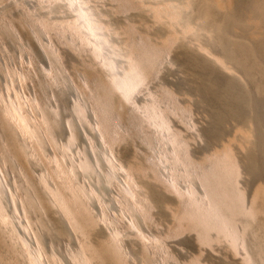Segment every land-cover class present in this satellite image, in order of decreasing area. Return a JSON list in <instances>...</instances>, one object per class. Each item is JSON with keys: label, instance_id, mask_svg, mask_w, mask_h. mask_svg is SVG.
<instances>
[{"label": "rangeland", "instance_id": "rangeland-1", "mask_svg": "<svg viewBox=\"0 0 264 264\" xmlns=\"http://www.w3.org/2000/svg\"><path fill=\"white\" fill-rule=\"evenodd\" d=\"M180 1H185V0H174V1L173 0H157V1L156 0H152V1L151 0L149 1L148 0H76L75 3H69V0H46V1L45 0H0V94L6 97V100L3 99L6 102V104H3L4 103L2 101L3 97H0V131L4 130V134H7V132L12 134V136L5 135V138H2V136L4 135L0 136V177H1L0 180L2 181V183L0 181V186L2 190L1 202H3L1 203V207L2 205L4 206L3 209L7 212V214L10 217L12 215L14 216V213L12 214V212H15V214H17L16 216H14L15 217L14 220L16 219L15 222L17 221L16 223H14L15 225L17 224L16 225L17 228L15 227L17 229V232H15L16 229L14 228L13 224L12 225L10 224V221L13 220L9 221L3 219L4 220L3 221L1 218V221L4 223L9 221V223L8 222L7 223L9 224V226L11 225L14 229L12 230V227H10L11 229L8 228L6 226L8 224L6 223L5 226L8 228L7 230L5 226L1 225L2 222H0V264H28L31 261L26 256L29 255V252L30 250L32 251V248L33 251L39 249L38 247H35L37 245L40 246V248L43 247V249L45 250L44 253L46 252L47 254L50 253L48 249H51L52 252L54 253L56 247L59 250L57 251L59 253L60 252L62 253V254L55 253V255L57 254L56 256L59 257L58 260L59 259L62 260V258L69 260L70 251L72 253L74 252L72 251L73 249L75 248L77 249V247H75V245L78 246L79 244L77 242V238L80 236V238L78 239L82 240L81 235H77V233L79 234L81 233L80 232L76 233L75 230H70L75 235H71L70 237H68V235L63 236L64 233L69 234L70 231L63 232L64 231L63 230L62 232H60L61 231L60 229L62 227V223L60 222L62 217L60 215L62 214L59 213L60 208H58V206L55 203L53 205L54 206L56 205L55 208L57 207V209H55L54 206L53 207L50 206L52 205L51 202H53L52 197H51L52 199L50 198L49 200L51 202H49L48 200H47L48 202L45 201L47 199L45 194H47L48 192L47 190H49L48 189L49 187L53 186L52 188L54 189V187L56 188L55 185L59 184L60 186L62 180L68 181L70 179V176H73V175L69 176V173L66 171L67 168H68L67 170H69L70 168H74V169L76 168V170H74V173L77 174H74L73 178L71 177L74 180L73 181L74 184L71 182L72 179L69 180L70 182H67V184L71 183L70 189H68L69 187L66 186L65 182H62L63 186H61L62 188L61 187L60 188L61 190L64 189V191L62 192H65L64 194L66 196L68 191L72 192L73 187L75 190V186L80 182L81 183L79 187H82L84 185L83 190L85 191L86 189L89 192V194L91 193L90 191H92V189L95 190L94 191L95 193L97 191L96 195L94 192H92L93 194L91 193L93 195V196L91 195V198L90 195L89 197L85 195V198L87 197L88 200L83 198L85 199V201L83 200L84 207L82 208H79L81 207L79 206L80 204H78V202L75 201L76 199H74L75 198L74 194H72L74 191L72 193L70 192L71 195H69L70 193H68L70 198L69 196L67 197L69 200L74 199L73 201L77 204L76 205L75 203H73L76 206L72 205L74 211L79 206L78 210L80 209L81 212L79 213L76 210L79 215L75 213L78 219L81 217L83 218L84 216L82 215H85L89 210H90L89 213L91 212L90 216L94 214V216L97 217L96 221H94L92 225H90L89 227L87 225L88 230L85 226L87 232L91 231L90 233H88L90 234L89 238H87L88 235L86 233L87 236L85 237L88 240L83 238L85 245L88 244L87 247L89 248V250L92 249L91 246L92 244L93 246L97 247L98 245L100 246L101 243L102 245L107 243L109 236L112 233L111 232L109 234L108 229L111 231L110 228H112L113 230V227H115L114 230L120 229L115 231H120L123 235L122 236L120 234L118 236V241L120 242V245H122L121 247L127 249L124 250L123 248V251H125L124 253L128 254L125 255L127 256V260L125 258V260L127 261L125 262L127 264H156V263L157 264L159 263L199 264V262L200 264H244L243 263L244 252L240 250L241 253H237L231 247L229 240L226 237L225 239H223L224 236L222 235L221 236L223 238L219 236L222 238V240L218 236L216 237L217 233L215 231H211L212 234L215 236H213L210 232L212 243H210L209 245L207 244L205 245L199 242L196 231L193 226L194 221L191 219L192 218L191 215L188 214V211L192 209V207L188 203L189 200H187L186 196H184L185 197L184 198L182 194H181L182 195L181 196L182 199H181V197L178 196L179 193L177 194L172 190H176L175 188L177 182L178 184L180 183V185L183 186V188H185L184 186H186L185 190H183L181 186L177 185L178 187L177 189L181 188L180 191L182 190V192H184L188 189V186L189 188L190 186H192L193 189L195 188L194 191L195 196L197 198L200 197L202 195L201 193L203 192V188L201 186L199 179L196 176L199 174V172L202 169L211 166L212 160L215 157V155H218L222 152H228L233 157L236 163V167H238L237 170H239L238 171L239 176L237 175V183L238 186L240 185L239 188H241V190L244 191L245 198L248 197L246 198L248 199L246 200V202L249 203V201H251L250 199L253 198L252 195H254V198L256 197L255 192L256 194H258L259 187L261 193L259 192L257 197L264 201V198H261V196L262 197L264 196V149H263L264 148V127H263L264 126V82H263L264 81V62H263L264 61V25H263L264 0H253V1L252 0L250 1L249 0H240V1L239 0H214V1L186 0L190 3L188 11L192 16L191 19L193 17H195L194 18L195 20L196 18L200 19V23L198 19L196 20L197 21L196 23H198L197 25H200L201 21L206 16H208V18L204 19L206 20L205 22L207 23L204 24V27L207 26L206 29L210 31L211 30L210 26L211 28L213 26L212 29L215 28L217 29V31H215V34L218 33L217 36L220 35L215 38L214 32L212 33L208 32V35H210V37L208 35H205L206 37L205 38L203 35L201 38L204 37V40L206 41L201 43L200 41L202 39H200V35H202L203 33L207 34L202 29L203 25L202 26L200 25L201 29L199 31L201 32L198 33V36L192 35L188 32L185 33V31L183 32L184 29L181 24L176 23L171 17L166 15L161 10L162 6L166 5V2L168 4L171 2L179 3ZM77 5L84 9L89 8L86 11L87 12L90 11L91 13L90 12L89 13L91 14L92 18H94L96 21L94 24V26H96V29L93 31L100 36H94L91 30L85 25V23H82V19L77 16V11L75 9ZM206 5H208V7ZM259 6L260 8H258ZM193 9L195 10V12ZM234 10L235 12H232ZM192 12H194L193 13L194 15L192 14ZM230 13L232 14L235 13L237 16L235 14L231 15ZM209 14L210 15L212 14L211 15L213 16L212 19H210ZM195 15L196 16L199 15V17H196ZM201 16L202 17L205 16V17H203L202 19ZM41 17H43V19L45 18L44 20H46L47 18L49 23L48 21L45 23L42 22ZM37 19L40 20L42 24L44 23L43 27H41L42 24L40 23H39L40 25L38 24ZM194 19L192 20L194 21ZM99 21L101 22L99 23ZM64 22L67 23L64 24V26L65 25L66 26L63 28ZM50 23L57 27L53 26V29H50L49 28L51 27V25L49 26ZM209 24L210 26H208ZM69 25H71L70 26L71 28H67V26L69 27ZM178 25L180 26L179 28ZM59 26L60 29L58 28ZM181 27L183 29L182 31H181ZM98 28L101 30H99ZM177 28L179 31L178 34L175 33L177 31V30L175 31V29ZM33 29L34 30L37 29L35 31L37 33H35ZM62 29L66 31L64 32ZM38 30L40 33L38 32ZM77 30L80 32V34ZM33 32L35 34H38L39 37H37L38 35L33 36L32 35ZM231 34L234 35L232 36ZM79 35L81 36L80 38ZM195 36L199 37V41ZM34 37H37L36 40L34 39ZM104 37H106V39H103ZM195 38L196 40H194ZM207 38L209 39L207 40ZM234 38L236 40H234ZM209 40L212 41V42L210 41L212 43V46L210 43L212 49L210 47L209 48L206 47L209 46V44H207L209 43ZM215 41L217 44L213 43ZM203 43H206V45L205 47L201 48L202 49L201 50L199 48L200 47L199 45L201 44L202 46H204ZM142 45L154 49H162L164 51L161 53L158 59L159 61L158 60L156 61L158 65L157 63H154L151 69L154 70L153 72L150 71L149 73V74L151 73L153 74H151V76L148 74L146 80L140 83L141 85H137V87L132 92H130L129 96L127 97L125 96V94H123V92H121V90H119V88L115 86L116 80L113 79L125 71L126 65L128 66L129 64L128 63L129 59L131 58L134 59L141 55ZM209 51H211V53L213 52L217 53L215 54L216 56L219 54L218 58L220 57L222 58L223 54L224 57L227 56L225 57L226 59L225 58L222 59H225V63L227 62V64L229 63V65L227 66V64H225L226 66H223L220 65L218 62H216V65L215 63L213 64L212 62L213 61L215 62V59L212 60L213 58L211 57H213L212 55H214V53L211 54ZM129 53L131 54V56L125 58L126 56L129 55ZM107 62H110L111 66L108 65ZM228 68H230L229 72L223 71V69L226 70ZM9 69L13 74L12 77L11 75L8 74L10 73ZM6 70H8V73ZM4 71L6 73H4ZM232 77L233 79H231ZM229 89L232 92H230ZM15 91L18 92L19 94L16 97H14L16 94ZM233 91L235 94L233 93ZM237 91H239L242 94V98L238 103H237V95H239V93ZM9 96L13 98H9ZM17 97L21 98L20 99L22 100L21 103L23 102V100L24 102L22 104L19 103L20 101H18V103H16L17 101L14 102V100H19L16 99ZM104 99H107L108 103L110 104L109 110H111V113H109V117L111 116L112 119L115 118V125H113L114 124L113 120L108 117V119L109 120L111 119L112 121L110 123H113L112 125L114 126V128L111 129L113 131L115 130L114 134H110V132H112L111 129H109L110 132H107L109 133V135L112 136L114 135L113 139L115 138V142L113 140L112 141L113 143H110L112 139L109 141V138L111 136L105 134L106 132L105 133L103 132L104 136L102 134V136L100 137L101 131H104L102 129L100 131V128L104 125V123L106 124V121H109L108 119L105 120L104 116H103L104 118L102 117L103 119L99 117V115L102 116L101 115L102 112L100 113L101 110L100 101ZM12 100L15 103L14 104L15 106L11 103ZM32 100L33 103H31ZM147 101L149 102L148 104L152 103V101H156L157 105H155V103L151 105L153 106L155 105L154 107L157 106L159 107L157 108L160 111L159 113H161L164 116V119L167 122V123L165 122L166 124L164 123L165 126H161L160 122L158 123V118L156 120L154 118L149 117L145 107V104L148 106ZM7 102H10L8 104L10 105L12 104V106L16 108L18 106L19 107L24 106L21 108H24V110L26 108V110L24 112L23 110H21L22 113H20L21 111H19L18 109L21 108H17V109L15 108L14 110H18L17 111L18 115H16L15 111L13 113V108L9 109L10 111H12L11 113H13L16 117L13 115H12L13 117L12 116L10 117L9 115L11 114H7V117L5 115L6 118H8V116L11 118V119L8 118V120H6L8 122L5 123L6 122L4 119L5 117H3L4 115L1 113L3 112L4 109L10 108L9 107L10 105L8 106ZM36 102L37 104H35ZM39 102L42 106L39 104ZM16 104H20V105L16 106ZM76 104L78 106L81 105L80 106L81 108L82 106L83 107L85 106L84 109L82 108L83 111L85 110V112L83 113V116L85 115L84 116L85 118L81 117L77 120L78 117L76 118L77 115L75 116L74 113L75 111H73V107L77 106ZM232 104L237 106L239 105L238 107H240L242 114L241 113L238 114L235 111L232 112V107H233ZM34 106L35 108L37 107V109L39 108V110L37 111V109H34L33 108ZM45 106L46 109L48 107L47 110H49L50 112L52 111L54 113L56 111L58 113L57 114L55 112L56 113L55 115H57L56 118L54 116L55 118L54 122L56 121L57 123L56 119H58L59 124L57 123V125L55 126L54 129L56 131L54 134L55 136L51 135L53 136V138L55 137V139L51 138L53 140L47 137L46 134L48 132L44 133V131L46 132L47 130H49L47 128V124L49 122L47 121L43 122V124L46 123L45 125L47 130L45 129V126L42 125L43 119L41 120V117L47 120L50 119L51 118L50 115L53 114L52 112H51L52 114H48L50 118H48V116H45L46 115L45 113H44L45 115H43L42 113L43 110L41 108L44 107L45 109ZM97 109L99 110V115ZM157 109L156 111L158 112ZM25 112L31 114L32 116L26 114ZM23 113L25 115H29L31 117L30 118L28 116L30 119H32V117L34 119L36 118L35 121L36 120L38 121V122L36 121L37 124L40 123L39 119L41 120L40 124L43 127L41 125L38 126L39 128L41 126L43 130L41 128L37 129L38 131L40 130L39 135H37L38 131L34 130L35 128L32 130L29 129L28 130L30 132L36 131L37 133L32 132V133H36V136H33L34 134H31L29 131L26 132L27 128L25 126L28 127L30 123L28 121L27 123L26 121H23L24 119L22 116ZM17 116H19V118L16 121ZM14 117L15 120L13 119ZM71 117H74L75 118L74 120L77 123L75 124L73 123L74 122L73 121L70 123L71 124L70 126H72V123L77 126L76 128L77 132L75 133L79 134V137L76 135L78 139L76 138L77 140L74 141L77 142L75 143L73 141L72 145H70L73 146L72 147L73 149L70 146L67 149L64 148L65 150L69 151V152L66 151L67 154L69 153L68 154L69 156H67L66 154H64L65 152H63L64 150L62 148L64 144H66L67 142V138H66L67 134L71 132V127L69 126V122H68V120H70ZM30 119L29 121H31ZM71 119L73 120V118ZM83 119L85 120L83 121ZM9 120H13V122H9ZM20 120H22V122ZM99 120H103V121L105 120L103 124L101 123L102 124L101 127H98L100 124V122L98 123ZM14 121L16 123L19 121V123L17 124L18 126L15 125L16 123ZM33 121L34 120L32 119V122ZM50 121H53L52 118ZM23 122H25L26 125L23 124ZM258 122L263 124L262 126L263 130L258 129L259 126H257L258 124L256 125V123ZM36 123L35 125L37 127ZM52 123H49V126H51L50 124ZM21 124L23 125V127ZM112 125H109L108 127H111ZM10 127L11 129H13V132H11L12 130H10ZM19 127L21 128V130H25V131H21V130L18 131ZM24 127L26 129H24ZM73 127L74 126H72V128ZM96 128L99 129V131ZM107 129L108 128H106V130ZM51 130L50 132L53 134L54 132ZM259 130L262 132H260ZM5 131L7 132L5 133ZM17 131L22 133L24 132L23 136L18 135ZM25 132L29 138L26 136ZM97 132H99V135ZM40 135L43 136L42 138L45 139V142L43 141L44 145L41 146L43 148L42 150L40 148V145L43 143H40L39 145L37 141H35L36 140L35 138H37V136L39 138ZM105 135L109 137L106 136V138H103L105 137ZM170 137L172 138L170 139ZM38 138L37 140L40 141V139ZM107 138H108L107 142L103 141L105 139L107 140ZM17 139H19L20 141H18ZM49 139L51 140L52 143L50 142ZM90 139L93 142H91ZM177 142L179 143L176 144ZM105 143L106 144L109 143L111 145L107 146L109 144L106 145ZM92 144H94L93 145L94 147L92 146ZM89 145L94 149L91 150ZM20 146L23 147L21 150H20L21 148ZM32 146L33 147L38 146L37 147L38 149L35 148L33 149L34 152H32L33 151L31 150L33 148ZM171 147L173 148L171 149ZM70 148L71 150H69ZM58 149L62 150L63 154L65 155L64 158H62L63 154L61 150L60 152H57L59 151ZM86 149H88L87 152H89L87 156L93 154L96 155V157H101V155L105 157L107 155L105 157L107 163L105 160L104 161L105 165L101 161H100L101 164L99 163V165H97L98 164L97 162L99 160L103 161L104 157L102 156L101 158H97V159L95 158L96 160H98L96 162L93 160L95 156L92 158L90 155L91 158L89 159L93 160L94 162V164L91 163L93 165L90 164L91 168H95V167L96 168L94 169V171L92 169H89L88 172H90V170L93 172H90L88 175H83L88 172L84 173V171L77 166H79L78 164L83 159L80 157V155H82L86 151ZM35 150H38L37 151L38 153ZM90 151H92L93 153H91ZM31 152L33 154L36 152V154L33 155ZM80 152L82 154H80ZM176 152L178 153V155H180L179 156L180 159H182V156L185 152L184 154L185 161L182 159L183 164H180L182 162L181 160L179 165L175 166L173 164L174 167H172V161H175L176 159V158L173 159L172 157L176 156L174 155ZM164 153H167L168 155L170 154V156L168 155L166 156V154L164 155ZM49 154L53 156H49ZM58 154L60 156V161L61 160L63 161L64 159V161H66L68 164L70 162H72V164H69L70 166L63 165L62 169H60L61 167L60 168L56 167L57 165L62 166L61 164H57V162L58 163L60 162L58 160L59 159ZM171 154L174 156H171ZM178 155L176 157H178ZM108 156L109 157L111 156L109 158L110 161L107 158ZM167 157H169V159L171 157L170 162L166 161L169 160ZM251 157L253 158L252 160H254V168L256 170L249 169V161L251 160ZM52 158L54 160L56 159L57 161L55 160L54 162ZM76 158L77 159L79 158L78 159L79 163L76 166H74L75 165L74 162L78 161L76 160ZM111 158L116 160L117 161L116 164H118V166L117 165L114 166L116 168L115 173H114V168L112 167L113 165L110 166V168H112L113 170L108 169L109 167L108 162L109 164L111 163L112 161ZM165 158L167 159L165 160ZM50 159L53 160L54 163L51 161L52 162L51 164L49 161ZM180 159H178V162ZM62 161L61 163L67 164ZM95 162L97 166H94ZM113 162L115 163V161H112V163ZM184 162L185 165H187V167L189 166L188 169L190 168V170H188L186 166H185L186 169L184 168ZM170 166L171 169L179 166V168L178 167L177 168L180 170V172L177 174V172L179 171L177 170V168H175L174 173H172L173 170H171L172 172H170L169 169ZM64 167L67 168L65 169ZM51 169L52 170L54 169V171L56 170L57 172L56 171L54 172ZM77 169L78 172L81 170V173L83 174L79 175L80 172L78 173ZM194 170L197 172L194 173L193 172ZM189 171L192 173L191 174L192 177L194 176L196 177V178L194 177L195 179L194 178L192 179V177L189 176L190 174ZM251 171L252 172L255 171V172L252 174ZM61 172H65L64 174L67 176L63 175V173L61 175ZM106 172H109L107 174H112L110 172L114 173V176L112 174V177L110 178V180L111 179L112 180L111 181L109 180L110 181L109 183H106L108 181L102 182L103 179L105 180V176L107 175L105 174ZM129 172L132 173L133 176V178L131 179L129 178V174H128ZM182 172H184V174H186L185 172H188L187 176L185 177ZM57 174H60L61 175L60 178L64 177V179H60L58 177L59 178L58 180L57 176L55 177V175ZM170 174L172 175L176 174V176L178 175L177 177H179V179L175 177L178 180L175 182L176 184L175 187L170 185L171 182H169V178H168ZM46 175L50 176V178ZM75 175H79L78 178ZM180 175H183L184 177ZM45 176L48 177V179L46 178L48 182L46 181V179H44ZM171 176L169 177L170 180L172 181L173 177L171 178ZM53 177L55 178L53 179ZM65 177L67 178L69 177V178L67 179ZM166 177L168 181H166L167 180ZM180 177L182 178V180H180L181 179ZM56 178L59 182L56 181ZM75 178H77V180ZM40 179H44L47 182L45 184H47L48 187L46 185H43L44 188L45 186L47 187L46 188L47 190L45 189V192H44V188L41 187ZM128 179L129 182L127 181ZM132 179L134 180V182L132 181V185L131 184L128 185V183H130ZM186 179H188L190 183L193 185H191L189 181L187 182ZM100 180H102L101 183L103 184V186L106 183L105 184L106 186H104L106 188L103 189ZM55 181L57 182V184L55 183ZM75 181H78V183H76ZM27 185L28 187L29 185H31V187H33L32 189L34 190V193L36 192L38 196L37 194L34 193L31 194L33 191L30 188H28ZM127 185L129 188L130 186H132L131 187L133 190L132 192L135 191L132 195H131V190L127 188ZM2 186L7 188V190L2 189L4 188ZM64 186H66V188ZM133 186H135V188ZM170 186L173 189H171ZM24 187H27L30 192L27 191L28 189ZM97 188L103 190L99 191L97 190ZM65 189H67L68 191ZM124 192L126 197L123 196ZM14 193L15 195L17 194L16 197ZM135 194H137L138 196L140 195L139 197L141 198L135 196ZM26 195H28L30 198L32 197L36 199L40 198L41 201L39 200V202L37 203L34 202L36 199L34 200L33 198L32 200H34L33 202L34 204L36 203V205L43 204L42 205L43 207L39 206L40 210L43 212L41 211L39 212L38 211L39 208H38L35 215L34 214L35 211L32 213V211L30 210L28 211L25 210L26 208L24 209L23 206L25 205L24 197ZM127 196H129V199L127 198ZM71 197L74 198L72 199ZM98 198L99 199L101 198V200L99 201ZM150 199L153 202H151ZM183 199L185 201H182ZM71 200H70L71 202L70 204H72ZM126 200L127 201L129 200L130 202H132L131 200H133L134 203L136 202V205H138L139 208L136 205L134 206L133 202L130 203L128 201L127 203H125ZM137 202L140 205L137 204ZM12 203H16L15 205L17 206V208L19 204L21 205V206L19 205L20 210L18 209L19 210L18 212H17V208H15L16 206L13 205ZM44 203H46V205ZM129 203L133 204L132 205L133 209H131L132 206H128ZM126 204L128 208L126 207ZM179 204L180 207H178ZM181 204L184 206L186 204L187 206L185 207L183 206L184 207L183 208L181 207L182 206ZM44 205L46 207L49 205L48 208L49 207L52 208H49V210L48 208L45 209ZM86 205H89V207H87ZM85 206L86 209L87 208L90 209L86 210ZM41 207L43 208V210ZM35 208L36 207H34V210H36ZM53 209L55 210L59 209L57 211L59 214H57L56 211H55L56 214L53 213L54 212ZM128 209H131V211L137 209L141 211L142 215L144 214L150 215L148 216L149 217L148 220L146 221L144 220L145 222L142 219L138 220L137 218L139 224L141 223V221L143 222L140 224V227L142 226L145 230L148 229L146 232L143 231L138 233L139 230H142V227L141 229L139 228L138 230L137 228L139 227L137 226L138 222L137 223L135 222L136 221L135 217H137L139 212H137L136 210L135 211L138 214L135 211H134L135 214L133 212V215L134 216L136 215L133 221L136 223L135 224L131 221L133 220L132 219L133 217L132 215H130L131 211H128ZM26 211L27 212L30 211L29 213H31L35 217V218L32 217V219L34 220L33 221L34 224L33 222H30L29 218L27 217L25 218L24 215L27 213ZM102 211L103 213L104 211H106L107 216L110 219L108 217H107L108 219H105L106 217L105 218L103 217ZM6 212H4L5 213L4 215H6L8 219H10L9 216H7ZM22 212H26V213L23 214ZM147 212H149V214ZM29 213H27L26 215L27 216L31 215ZM172 213L173 214L176 213V215L175 214L172 215ZM186 213L188 214L187 216ZM140 214L139 217L142 218L143 216H140ZM262 214H263L262 212L259 213L256 221L255 220H254L255 222L253 221L252 223L253 225L250 226V228L247 230L246 233L248 234L250 230L251 233L253 231L252 234L249 233V235H246L249 236V239L254 237L253 239H250L251 241L247 239V242L250 241L249 243H251L252 245L249 243L248 244L251 245L252 247H254V245L257 243L254 242L253 244L252 242V240L254 241V239H257L258 236L256 235H259L260 237L262 235L260 228H258L259 227L258 224L261 221H264L263 219L264 214L263 215ZM53 215L55 216V218L57 215L60 217L59 218L57 216L58 217L57 219L60 223L57 221V219L55 220V218H53L54 217ZM36 216L38 217L37 219ZM51 216L53 222L55 221L56 223L57 221L58 225L59 224L61 225V227L59 226L60 231L58 230L59 228L58 226L55 227V228L58 227L57 230L61 233L59 234L60 236L59 238L58 236L52 235L53 233L56 234L55 233L56 230L54 228L55 231L54 232L52 231L53 229L51 228V223L53 224V226L55 223H53L49 219ZM103 218L108 221L110 220V222L113 221L114 226H109L111 225V223L109 224L107 223V226H109L110 228L107 226L105 227L104 223L106 221ZM175 218L177 219L174 221ZM11 219H13V217H11ZM27 219L29 221H27ZM46 220L47 221L50 220V222L49 221L46 222ZM41 221H43V223H41ZM24 222L26 224H24ZM133 224L136 225V228L134 227L136 234L135 232L131 233L130 231H128L131 229L132 231H134L133 228H131L134 226ZM46 227L51 228L49 230H51L53 233H50L51 231L46 230ZM171 227L174 228L172 231H171L172 229ZM9 231L10 233L14 231L15 235L18 234L19 237L22 238V240L20 238H17L18 237L17 235L15 236V239H17V241L13 240L14 236L10 238L7 234ZM36 231H38V233H36ZM173 231H175L176 233L175 232L171 233ZM147 232L149 233V235H147ZM34 233H36L37 235ZM38 234H41L40 236L45 235V237L43 236L42 239L46 238V240L47 237L48 239H50L51 237L52 238L55 237L57 244L55 243L54 244L55 246L53 247L52 243L54 242V240H52V243L50 240H49L50 242H48V240L47 241L43 240V242L45 243H43V245L42 244L39 245L36 240L37 238H35V235L38 236ZM138 234L139 236H137ZM140 234L141 236L144 237L147 236L146 238L143 237L145 239L144 240L145 242H143V238H141ZM122 237H124L123 240H121ZM217 238L219 240H217ZM18 239H20L22 244H20ZM25 240L26 242L28 241V243H30V247L34 246L30 248L29 252H27L28 255L25 251L29 249L28 247L29 245L26 244V246L28 245L27 246L28 248L25 249L26 248L24 247ZM83 240L80 242H83ZM88 241L90 242L87 243ZM121 241H123L124 245L121 243ZM23 242H24V246H21L23 245ZM46 242H48V244H46ZM49 243H51L50 246ZM96 243L97 246L94 245ZM152 243L154 245H152ZM155 244L157 245L155 246ZM164 245L165 247L163 249L162 247ZM50 247H52L53 249ZM142 247L143 248L146 247L144 252ZM159 247L162 249H159ZM22 248L25 249L24 252L26 253V256L22 255L21 253ZM41 252H40V260L45 258H46L45 260H47L48 257L51 255V253L48 256L47 254H44L42 252L44 256L43 258ZM257 254L258 253L253 252V255L256 257ZM23 256H25L26 258ZM27 259L29 260V262H27L28 261ZM65 259H63V261L60 262L62 264H67L66 262L64 263ZM197 259L199 260L197 261L198 263L196 262ZM45 260L43 261L41 260V262L43 263ZM45 262L44 264H47L49 260ZM94 262L98 263L97 261ZM72 263L73 262L69 260L68 264H72Z\"/></svg>", "mask_w": 264, "mask_h": 264}, {"label": "bare ground", "instance_id": "bare-ground-1", "mask_svg": "<svg viewBox=\"0 0 264 264\" xmlns=\"http://www.w3.org/2000/svg\"><path fill=\"white\" fill-rule=\"evenodd\" d=\"M46 1V0H45ZM149 1V0H148ZM152 1V0H151ZM157 1V0H156ZM174 1V0H173ZM212 1H214V0H212ZM240 1V0H239ZM250 1V0H249ZM253 1V0H252ZM76 2V0H69V3H75ZM52 4H53V2H52ZM67 4H68V2H67ZM192 4H193V2H192ZM242 4H243V1H242ZM163 5H164V2H163ZM201 5V4H200ZM247 5V4H246ZM262 5V4H261ZM260 5V6H261ZM189 6H190V3L188 2V1H180L179 3L178 2H176V3H168L167 4V2H166V5H164V6H162V11L166 14V15H168L169 17H171L176 23H179V24H181L182 25V27H183V29H182V27H181V31L183 30V32L185 31V33L186 32H188V33H190V34H192V35H197L198 36V33L199 32H201V31H199L200 29H201V26L203 25V30H204V32H206L207 34H205V33H200V34H202V35H200V39H202L201 41H200V43L201 42H205L206 40H204V37H205V35H208V32L210 33H212V32H214V34H215V31H217V29L215 28V29H212L213 28V26H212V28H211V26H210V24L208 25V26H210V31L208 30V29H206V27L207 26H205L204 27V24L206 23L205 21L206 20H204L205 18H208V16H203V17H205L204 19H203V17H202V21H201V26L200 25H197L198 23H196L197 21V19L198 18H196V20L194 19L195 17H193L192 19H194V21L191 19V14H190V12L188 11V8H189ZM207 7H208V5H206ZM205 6V7H206ZM260 6L258 7V8H260ZM154 7V6H153ZM76 9V11H77V16L79 17V18H81L82 19V23H85V25L91 30V32H92V34L94 35V36H100V35H97V33H95L93 30H95L96 29V26H94V24H95V19L94 18H92V16H91V12L89 13V12H87L86 10H88V9H84V8H82V7H79L78 5H77V7L75 8ZM160 9V8H159ZM202 9V8H201ZM194 10V9H193ZM214 11V10H213ZM218 11V10H217ZM216 11V12H217ZM194 12H195V10H194ZM194 12H192V14L194 13ZM203 12H204V10H203ZM206 12V11H205ZM231 12V11H230ZM232 12H235V10L234 11H232ZM237 12V11H236ZM197 13H198V11H197ZM207 13V12H206ZM206 13H203V14H206ZM261 13V12H260ZM214 14V13H213ZM223 14V13H222ZM231 15H234L235 13H230ZM239 14V13H238ZM194 15V14H193ZM200 15V14H199ZM199 15L198 16H196V17H199ZM212 15V14H211ZM210 14H209V16H210V19H212V17L213 16H211ZM216 15V14H215ZM225 15H227V14H225ZM236 15V14H235ZM228 16H230V15H228ZM237 16V15H236ZM239 17V16H238ZM258 17V16H257ZM42 18V22H47L48 21V19L46 18V20H44L43 19V17H41ZM225 18V17H224ZM229 18V17H228ZM253 18V17H252ZM223 19V18H222ZM232 19H233V17H232ZM239 19V18H238ZM259 19V18H258ZM38 20V19H37ZM36 20V21H37ZM44 20V21H43ZM199 20V23H200V19H198ZM214 20H215V18H214ZM229 20V19H228ZM241 20V19H240ZM67 21V20H66ZM42 22L40 21V20H38V24L40 23V24H42ZM73 22V21H72ZM101 21H99V23H100ZM208 22H209V20H208ZM219 22V21H218ZM217 22V23H218ZM221 22V21H220ZM43 23V24H44ZM48 23H49V21H48ZM51 23H53V22H51ZM49 24V26L51 25V27H49L50 29H53V24ZM67 23V22H66ZM65 22L63 23V28L66 26H64V24H66ZM211 23V22H210ZM226 23V22H225ZM36 24H37V22H36ZM39 24V25H40ZM43 24H42V26L41 27H43ZM81 24V23H80ZM98 24V23H97ZM102 24V23H101ZM207 24V23H206ZM215 24V23H214ZM219 24V23H218ZM231 24V23H230ZM177 25V24H176ZM264 25V24H263ZM45 26V25H44ZM62 26V25H61ZM71 25H69V27L67 26V28H71L70 27ZM228 26V25H227ZM37 27V26H36ZM54 27H57V26H54ZM74 27V26H73ZM99 27H100V25H99ZM173 27V26H172ZM177 27V26H176ZM180 26L178 25V28H179ZM217 27H218V25H217ZM45 28V27H44ZM59 29H60V26L58 27ZM178 28L177 29H175V33H179V31H178ZM253 28V27H252ZM38 29V28H37ZM36 29V30H37ZM99 29V28H98ZM104 29H105V26H104ZM207 31H206V30ZM251 29V28H250ZM34 30V29H33ZM36 30H34V32L36 31ZM64 32L66 31V30H64V29H62ZM73 30V29H72ZM99 30H101V29H99ZM174 30V29H173ZM61 31V30H60ZM68 31V30H67ZM78 31V30H77ZM33 32V36L35 35V36H37L38 34H35V33H37V32H35L34 33ZM38 32H39V30H38ZM79 32V31H78ZM183 32H181V33H183ZM223 32V31H222ZM32 33V32H31ZM40 33V32H39ZM184 33V34H185ZM219 33H220V31H219ZM242 33V32H241ZM244 33V32H243ZM262 33V32H261ZM79 34H80V32H79ZM218 34V33H217ZM217 34H215V38L216 37H218V36H220V35H218L217 36ZM78 35V34H77ZM83 35V34H82ZM104 35V34H103ZM180 35H182V34H180ZM204 35V37L203 38H201L202 36ZM232 35V34H231ZM234 35V34H233ZM232 35V36H233ZM252 35V34H251ZM89 36V35H88ZM186 36V35H185ZM197 36H195V37H197ZM209 37H210V35H208ZM222 36V35H221ZM37 37H39V35L37 36ZM37 37H34V39L36 40V38ZM81 36L79 35V38H80ZM82 37H84V36H82ZM213 37V36H212ZM247 37V36H246ZM206 38V37H205ZM214 38V37H213ZM220 38V37H219ZM222 38V37H221ZM32 39V38H31ZM38 39H40V38H38ZM37 39V40H38ZM103 39H106V37H104ZM102 39V40H103ZM209 38H207V40H208ZM228 39V38H227ZM230 39V38H229ZM231 39H232V37H231ZM108 40V39H107ZM194 40H196V38L194 39ZM197 40L199 41V37H197ZM234 40H236L235 38H234ZM85 41V40H84ZM211 40H209V43H207V44H209V46H206V47H210L211 48V46H212V41L210 42ZM223 41V40H222ZM37 42V41H36ZM218 42V41H217ZM220 42V41H219ZM226 42V41H225ZM227 42H228V40H227ZM226 42V43H227ZM236 42V41H235ZM105 43V42H104ZM210 43H211V46H210ZM213 43H216V41L215 42H213ZM98 44H99V42H98ZM217 44V43H216ZM229 44H232V43H229ZM234 44V43H233ZM261 44V43H260ZM203 45L204 46H202L201 44L199 45L200 47V49L201 48H203V47H205V45H206V43H203ZM221 45V44H220ZM219 45V46H220ZM236 45V44H235ZM30 46V45H29ZM139 46V45H138ZM218 46V47H219ZM215 47H217V46H215ZM215 47H213V48H215ZM230 47V46H229ZM237 47V46H236ZM240 47V46H239ZM141 48H142V52H141V55L140 56H138V57H136V58H134V59H129V64H128V66L126 65V68H125V71L124 72H122L119 76H116L113 80H116L115 81V86L117 87V88H119V90H121V92H123V94H125V96H129V94H130V92H132L136 87H137V85H141L140 83H142L144 80H146V77H147V75L150 73V71H152L153 72V70H151L152 69V67H153V65H154V63H157L156 61L159 59V57H160V55H161V53L164 51V50H162V49H154V48H150V47H147V46H145V45H142L141 46ZM207 48V49H208ZM221 48V47H220ZM139 49V48H138ZM212 49V48H211ZM211 49H209V50H211ZM223 49V48H222ZM132 50H134V49H132ZM131 50V51H132ZM202 50V49H201ZM214 50H216V49H214ZM218 50H219V48H218ZM130 51V50H129ZM128 51V52H129ZM208 51V50H207ZM210 53H211V51H209ZM213 52V51H212ZM216 52V51H215ZM220 52V51H219ZM131 53V52H130ZM129 53V55L128 56H126L125 58H127V57H129V56H131V54ZM203 53V52H202ZM214 53V52H213ZM213 53H211V54H213ZM128 54V53H127ZM208 54V53H207ZM215 54H217V53H214V55H212L213 57H211V58H213L212 60H214L215 59V62L213 61H211L213 64L215 63V65H216V62H218L220 65H223V66H226L225 64H227V62L225 63V57H227V56H225L224 57V54L222 55L223 57L222 58H225V59H222L221 57L220 58H218V55L216 56ZM222 54V53H221ZM210 55V54H209ZM208 55V56H209ZM254 55V54H253ZM258 55V54H257ZM133 56V55H132ZM103 58H104V56H103ZM111 60V59H110ZM261 60V59H260ZM126 61H128V60H126ZM159 61V60H158ZM206 61H207V59H206ZM205 61V62H206ZM248 61V60H247ZM242 62V61H241ZM255 62V61H254ZM264 62V61H263ZM114 63V62H113ZM253 63V62H252ZM256 63V62H255ZM107 64L108 65H110L111 66V63L110 62H107ZM262 64V63H261ZM157 65H158V63H157ZM229 65V63L227 64V66ZM156 66V65H155ZM155 66H154V68H155ZM258 66V65H257ZM158 67V66H157ZM254 67V66H253ZM256 67V66H255ZM225 68V67H224ZM259 68H261V67H259ZM232 69H234V68H232ZM236 69V68H235ZM258 69V68H257ZM229 70H230V68H228V69H226V70H224L223 69V71H226V72H229ZM7 71V73H8V70H6ZM222 71V70H221ZM9 72L10 73H8L9 75H11V77H12V73H11V71H10V69H9ZM231 72V71H230ZM233 72V71H232ZM250 72V71H249ZM4 73H6L5 71H4ZM262 73V72H261ZM117 74H119V73H117ZM151 74H153V73H151ZM151 74H149L150 76H151ZM226 74V73H225ZM249 74V73H248ZM252 74V73H251ZM7 75V74H6ZM9 75H8V77H9ZM243 75V74H242ZM244 76V75H243ZM149 78V77H148ZM148 78H147V80H148ZM251 78V77H250ZM249 78V79H250ZM261 78V77H260ZM231 79H233V77L231 78ZM251 80V79H250ZM230 81V80H229ZM236 81V80H235ZM237 81H238V79H237ZM255 81V80H254ZM264 82V81H263ZM7 83V82H6ZM147 83V82H146ZM259 84V83H258ZM8 85V84H7ZM145 85V84H144ZM232 85V84H231ZM238 85V84H237ZM9 86V85H8ZM146 87V86H145ZM239 87H241V86H239ZM142 88H143V86H142ZM230 88H231V86H230ZM232 88H233V86H232ZM235 88V87H234ZM237 88V87H236ZM140 89V88H139ZM257 89V88H256ZM230 90V89H229ZM241 90V89H240ZM242 91V90H241ZM16 92V91H15ZM228 92V91H227ZM230 92H232L231 90H230ZM238 93H239V95H237V103L240 101V99L242 98V94L239 92V91H237ZM233 93H234V91H233ZM243 93H245V92H243ZM260 93V92H259ZM235 94V93H234ZM247 94V93H246ZM1 96L0 97H3L2 98V101L4 102L3 104H6V102L3 100V99H5L6 100V97L4 96V95H2V94H0ZM17 95H19L18 94V92H16V94H15V96L14 97H16ZM133 95V94H132ZM241 95V96H240ZM244 95V94H243ZM249 95V94H248ZM12 96V95H11ZM245 96V95H244ZM5 97V98H4ZM21 97V96H20ZM20 97H17L16 99H19V100H14V102L15 101H17L16 103H18V101H20L19 103L20 104H22L23 102H24V100H23V102L21 103V101L22 100H20L21 98ZM235 97H236V95H235ZM234 97V98H235ZM9 98H13V97H10L9 96ZM233 98V99H234ZM249 98V97H248ZM257 98V97H256ZM15 99V98H14ZM236 99V98H235ZM239 99V100H238ZM244 99H245V97H244ZM251 99H252V97H251ZM8 100V99H7ZM10 100V99H9ZM31 100V99H30ZM254 100V99H253ZM11 101V100H10ZM37 101V100H36ZM100 101V100H99ZM234 101V100H233ZM242 101V100H241ZM248 101H249V99H248ZM257 101H259V100H257ZM13 102V100H12V104L14 105L15 103ZM34 102H35V100H34ZM251 102V101H250ZM255 102H256V100H255ZM2 103V102H1ZM8 103H10V102H7V105L9 106L10 104H8ZM31 103H33V100L31 101ZM30 103V104H31ZM146 103V102H145ZM149 102L147 101V104H148ZM155 103V105H157L156 104V101H152V103H150V104H148V106L145 104V107H146V110H147V112H148V115H149V117H151V118H154V119H156L157 120V118H158V123L160 122V125L161 126H165L164 125V123L166 122V120L164 119V116L161 114V113H159L160 111H159V109H157V108H159L158 106L157 107H154L153 105H151V104H154ZM234 103V102H233ZM236 103V104H237ZM246 103H247V100H246ZM259 103V102H258ZM12 104L9 106L10 108H6V109H4V108H2V109H4L3 110V112L1 113V114H3L4 116L3 117H5V115H6V117H7V114H11V115H9L10 117L13 115V116H15L13 113H14V111L16 112V115H18V113H17V111L19 110V111H21V110H23V112L26 110V108H25V110H24V108H21V107H24V106H21V107H19L18 105H20V104H16V106H18L17 108H21V109H18V110H14L16 107H13L12 106ZM35 104H37V102L35 103ZM39 104H40V102H39ZM100 104H101V110H100V113H101V115L102 116H100L99 115V108L97 109V111H98V115H99V117H103L105 120H107L108 119V117H109V113H111V110H109L110 108V104L108 103V100L107 99H104V100H101L100 101ZM6 105V106H7ZM24 105V104H23ZM41 105V104H40ZM45 105V104H44ZM77 105V104H76ZM233 105V104H232ZM243 105V104H242ZM2 106H4V105H2ZM15 106V105H14ZM37 106V105H36ZM42 106V105H41ZM40 106V107H41ZM81 105H77V106H74L73 107V111H75L74 113H75V116H76V118H77V120L79 119V118H85L84 116H83V113L85 112V110L83 111V109H84V107L82 106V108L80 107ZM97 106H98V104H97ZM239 106V105H238ZM237 105H233V107H232V112H237L238 114L239 113H241V110H240V107H238ZM254 106V105H253ZM32 107V106H31ZM39 107V106H38ZM257 107V106H256ZM259 107V106H258ZM11 108H13V113H11L12 111H10L9 109H11ZM16 108V109H17ZM34 109H37V107L35 108V106L33 107ZM75 108V109H74ZM143 108H144V106H143ZM252 108V107H251ZM42 110H43V115H45V116H48V118H50V116H51V118H52V120L53 121H50L51 120V118L50 119H45V118H43V117H41V120L43 119V121H42V125H44L45 126V129L47 130V128L49 129V130H47L46 132L44 131V133H49L50 132V130L51 131H53L54 133L52 134L51 132L48 134H46L47 135V137L48 138H53V136H51V135H54L55 134V126L57 125V123H58V119H56L57 120V123H56V121L54 122V120H55V118H56V116L57 115H55L56 113L54 112H50L49 110H47L48 109V107H47V109H46V106H45V109H44V107H42L41 108ZM156 109L158 110V112L156 111ZM39 110V108L37 109V111ZM41 110V111H42ZM46 112H45V111ZM52 110V109H51ZM162 110V109H161ZM36 111V110H35ZM50 113H49V112ZM95 112H96V110H95ZM20 113H22V111L20 112ZM26 113V112H25ZM41 113V112H40ZM39 113V114H40ZM41 113V114H42ZM45 113V114H44ZM236 113V114H237ZM254 113V112H253ZM257 113V112H256ZM26 114H29V113H26ZM48 114H52V115H48ZM58 114V113H57ZM104 114V115H103ZM242 114V113H241ZM240 114V115H241ZM258 114V113H257ZM20 115V114H19ZM25 114L23 113L22 114V116H23V121H26V123H27V121L30 123L29 125H28V127L27 126H25L24 127V129H26L27 131L26 132H28L29 130H32V129H34V130H37L38 128H39V126L38 125H41L40 123H41V120L39 119V121H40V123L39 124H37L36 123V121H35V119L32 117V119L34 120L33 122H35L36 124H37V127H36V125H35V123H33L32 122V119H30L31 117L29 116V115H31V114H29V115H25ZM112 115V114H111ZM8 116V118H10ZM12 116V117H13ZM27 116V117H26ZM30 118H29V117ZM32 116V115H31ZM40 116H42V115H40ZM54 116H55V118H54ZM4 118L5 119V121L6 120H8V118ZM16 117V116H15ZM15 117L13 118L14 120H15ZM156 117V118H155ZM256 117V116H255ZM18 118H19V116H17V119H16V121L18 120ZM25 118H28V119H25ZM47 118V117H46ZM54 118V119H53ZM71 118H73V120L71 119ZM70 118V120H68V122H69V126L71 125L70 123L71 122H73V123H77L74 119V117H71ZM100 118V119H101ZM102 118V119H103ZM109 118H111V116L109 117ZM251 118V117H250ZM11 119V118H10ZM20 119H21V116H20ZM29 119L31 120V121H29ZM112 119V118H111ZM111 119L109 120V121H106V124L104 123V121L103 120H99L98 121V123L100 122V124H99V126L98 127H101L102 126V124L104 123V125L102 126L103 128H108L107 130H106V128L105 129H103L102 127L100 128V131H101V129L102 130H104V131H101V135H100V137L102 136V134H103V136H104V133L105 134H107V135H109V133H107V132H110V130L109 129H111V128H114V126L113 125H115V118L114 119H112L113 120V122H114V124L113 123H110V122H112L111 121ZM72 120V121H71ZM82 120V119H81ZM80 120V121H81ZM85 119H83V121H84ZM141 120V119H140ZM259 120V119H258ZM262 120V119H261ZM21 122H22V120H20ZM44 121H47V122H49V123H52V122H54V123H52V124H50L51 126H49V123L47 124V128H46V123H44L43 124V122ZM251 121H252V119H251ZM8 121H6L5 123H7ZM9 122H13V120H9ZM15 122V121H14ZM20 122V123H21ZM38 122V121H37ZM108 122V123H107ZM151 122V121H150ZM16 123V122H15ZM19 123V121L15 124L16 126H18L17 124ZM32 123H33V125H32ZM72 123V126H74L75 127V129H74V127L72 128V126H70L71 127V132L69 133V134H67V142H66V144H64V146H63V152H65L64 154H66L67 156H69L67 153H66V151H68V150H65L64 148H68L70 145H72V143H73V141L74 140H77L78 138H77V136L79 137V134H77V133H75V132H77V126L75 125V124H73ZM102 123V124H101ZM167 123V122H166ZM165 123V124H166ZM13 124V123H12ZM23 124H25V122H23ZM59 124V123H58ZM107 124H109V125H112L111 127H108L109 125H107ZM116 124H117V122H116ZM258 124V125H257ZM20 125V124H19ZM22 125V124H21ZM26 125V124H25ZM41 125V126H42ZM105 125H107V126H105ZM256 125L257 126H259V128L258 129H261V130H263V124L262 123H260V122H258V123H256ZM32 126V127H31ZM34 126V127H33ZM41 126H40V128H41ZM49 126V127H48ZM59 126V125H58ZM263 126V127H262ZM14 127V126H13ZM21 127V126H20ZM19 127V128H20ZM22 127H23V125H22ZM31 127V128H30ZM43 127V126H42ZM160 127V126H159ZM4 128V127H3ZM18 128V131H20L21 130V128L19 129ZM39 128V129H40ZM57 128V127H56ZM29 129V130H28ZM42 130H43V128H41ZM44 129V130H45ZM97 129V128H96ZM251 129V128H250ZM10 130H12L11 132H13V129H11V127H10ZM16 130V129H15ZM57 130V129H56ZM69 130H70V128H69ZM98 131H99V129H97ZM106 130V131H105ZM255 130V129H254ZM17 131V132H18ZM21 131H25V130H21ZM38 131V130H37ZM40 131V130H39ZM39 131H38V134L37 135H39ZM111 131L112 132H110V134H114L115 133V130L113 131L112 129H111ZM260 131V130H259ZM1 132V135L0 136H2V135H4V136H2V138H5V135H9V136H12V134H10L9 132H7V131H5V133L7 132V134H4V130H2V131H0ZM26 132H25V134H26ZM30 132V131H29ZM32 132H36V131H31L30 133L31 134H34L33 136H36V133H32ZM43 132V131H42ZM104 132V133H103ZM260 132H262V131H260ZM15 133H16V131H15ZM19 133H22V132H18V135H20V136H23V134H24V132L22 133V134H19ZM41 133V132H40ZM98 133V135H99V132H97ZM259 134V133H258ZM262 134V133H261ZM42 135V134H41ZM40 135V136H41ZM45 135V134H44ZM45 135V136H46ZM51 136V137H49V136ZM77 135V136H76ZM107 135H105V137H103V138H106V136ZM26 136H27V134H26ZM39 136V138H38V136H37V138L38 139H40V141L39 140H37V138H35L36 140L35 141H37V143L40 145V143H43V144H41L40 145V148H41V150L43 149L41 146L42 145H44V142H45V139L44 138H42L43 136H41L40 137ZM55 136V135H54ZM97 136V135H96ZM109 136H111L110 138H109V141L111 140V142L110 143H113L112 141L114 140V142H115V138L113 139V136L112 135H109ZM109 136H107V137H109ZM263 136V135H262ZM6 137H8V136H6ZM25 137V136H24ZM28 137V136H27ZM259 137V136H258ZM29 138V137H28ZM32 138V137H31ZM77 138V139H76ZM89 138H91V137H89ZM98 138V137H97ZM172 137H170V139H171ZM175 138V137H174ZM14 139V138H13ZM23 139V138H22ZM42 139V140H41ZM49 139V140H50ZM53 139H55V137L53 138ZM53 139H51V140H53ZM178 139V138H177ZM257 139V138H256ZM11 140V139H10ZM18 141H20L19 139H17ZM51 140H50V142H51ZM91 140V139H90ZM89 140V141H90ZM100 140H101V138H100ZM179 140V139H178ZM263 140V139H262ZM3 141V140H2ZM6 141V140H5ZM22 141V140H21ZM24 141H25V139H24ZM33 141V140H32ZM39 141V142H38ZM44 141V142H43ZM85 141V140H84ZM87 141V140H86ZM103 141H108V138H107V140L105 139V140H103ZM171 141V140H170ZM177 141V140H176ZM253 141V140H252ZM75 142V141H74ZM77 142V141H76ZM75 142V143H76ZM91 142H93L92 140H91ZM90 142V143H91ZM96 142V141H95ZM94 142V143H95ZM172 142V141H171ZM23 143V142H22ZM52 143V142H51ZM54 143H55V140H54ZM101 143H104V142H101ZM173 143V142H172ZM179 142H177L176 144H178ZM89 144V143H88ZM106 144V143H105ZM107 144H109V143H107ZM106 144V145H107ZM258 144V143H257ZM17 145V144H16ZM24 145H25V143H24ZM24 145H22V146H24ZM74 145V144H73ZM78 145V144H77ZM85 145V144H84ZM94 144H92V146H93ZM111 144H109V145H107V146H110ZM90 146V145H89ZM105 146V145H104ZM232 146V145H231ZM21 147V146H20ZM33 147V146H32ZM38 146H35V147H33L31 150H33V149H38L37 148ZM55 147V146H54ZM71 148L73 147V146H70ZM94 147V146H93ZM93 147H91L90 146V148H91V150L92 149H94ZM179 147V146H178ZM181 147V146H180ZM3 148H5V147H3ZM23 147H21L20 148V150L22 149ZM46 148V147H45ZM59 148V147H58ZM60 148H61V146H60ZM71 148L69 149V150H71ZM89 148V149H90ZM173 147H171V149H172ZM28 149V148H27ZM30 149V148H29ZM73 149V148H72ZM111 149V148H110ZM170 149V150H171ZM179 149V148H178ZM264 149V148H263ZM59 151H57V152H60V150L61 149H58ZM36 152L38 151V150H35ZM44 151V150H43ZM88 151V149H86V151L82 154L81 152H80V154H82L83 156L86 154V152ZM94 151V150H93ZM174 151V150H173ZM182 151V150H181ZM32 152H34V150L32 151ZM31 152V153H32ZM36 152L34 153V154H36ZM61 152H62V150H61ZM63 152H62V154H63ZM69 152V151H68ZM91 153H93L92 151H90ZM107 152V151H106ZM114 152V151H113ZM171 152V151H170ZM169 152V153H170ZM38 153V152H37ZM88 153L89 152H87V154L83 157L82 155H80V157L81 158H83L82 159V161L79 163V158L77 159L76 158V160H78V161H76V162H74V166H76L78 163V165L79 166H77V167H80L81 168V170H83L84 171V173L85 172H88L89 171V169H92L93 171H94V169L96 168H91V165H93L94 164V162H93V160L94 161H98V160H96L97 158H101L103 155H101V157H96V155H91V157L93 158L94 156V159L93 160H91V159H89V158H91L90 157V155L89 156H87L88 155ZM172 153V152H171ZM33 154V153H32ZM33 154V155H34ZM63 154V157L62 158H64V155ZM96 154V153H95ZM104 154V153H103ZM106 154V153H105ZM166 154V156L168 155L167 153H164V155ZM174 154V153H173ZM184 154H185V152H184ZM184 154H183V156H182V159L184 160ZM187 154V153H186ZM33 155H31V156H33ZM174 155H178V153L176 152ZM174 155H172L171 154V156H174ZM27 156V155H26ZM48 156V155H47ZM49 156H53V155H51V154H49ZM58 156H59V154H58ZM57 156V157H58ZM62 156V155H61ZM107 156V155H106ZM105 156V157H106ZM165 156V157H166ZM168 156H170V154L168 155ZM172 157L173 159H175V161H172V167H174L173 166V164L176 166V165H179V163L181 162V160L182 159H180L179 158V156L180 155H178V157ZM252 156V155H251ZM54 157H55V155H54ZM104 157V156H103ZM105 157H104V159H103V161L102 160H99L97 163V165H99V163L101 164V162H103V164L105 163L104 161L106 160L105 159ZM111 157V156H110ZM109 156L107 157L108 159L110 158ZM113 157V156H112ZM250 157V156H249ZM253 157V156H252ZM251 157V160L249 161V169H251V170H256L255 168H254V160H252L253 158ZM12 158V157H11ZM48 158H51V157H48ZM61 158V159H62ZM74 158V157H73ZM96 158V159H95ZM114 158V157H113ZM113 158H111V160L112 161H115V163L113 162L112 163V161H111V163L109 164V162H108V169L110 170V169H112V168H110V166H112L113 168H114V173H115V167L114 166H118V164H116L117 163V161L116 160H114ZM168 159H169V157H167ZM167 158H165V160L167 159ZM53 159V158H52ZM66 159V158H65ZM172 159V160H173ZM178 159H180L179 160V162H178ZM187 159V158H186ZM54 160V159H53ZM53 160H49L50 161V163L52 164V162H53ZM56 160V159H55ZM55 160H54V162H55ZM59 161H60V156H59V159H58ZM90 160H91V162H90ZM164 160V161H165ZM170 160H171V157H170V159L169 160H166L167 162H170ZM183 160H182V162L180 163V164H183ZM212 160V159H211ZM236 160V159H235ZM52 161V162H51ZM57 161V160H56ZM62 161V160H61ZM61 161L58 163L57 162V164H61L62 166H59V165H57L56 163V167H61L60 169H62V167H63V165H65V166H68L69 164H72V162H70L69 164L66 162V161H64V159H63V161L62 162H65V163H67V164H63V163H61ZM101 161V162H100ZM109 161H110V159H109ZM161 161H163V160H161ZM185 161V160H184ZM187 161V160H186ZM6 162V161H5ZM53 162V163H54ZM96 162H95V165L94 166H97L96 165ZM91 163H93V164H91ZM106 163H107V160H106ZM153 163V162H152ZM159 163V162H158ZM161 163V162H160ZM187 163V162H186ZM189 163V162H188ZM2 164V163H1ZM55 164H54V167H55ZM91 164V165H90ZM102 164V165H103ZM115 164V165H114ZM120 164V163H119ZM151 164V163H150ZM198 164V163H197ZM242 164V163H241ZM101 165V166H102ZM105 165V164H104ZM70 166V165H69ZM159 166V165H158ZM164 166V165H163ZM185 166L187 167V165H185V162H184V168H185ZM93 167V166H92ZM122 167V166H121ZM178 168H179V166H177ZM177 167H175V168H177ZM189 167V166H188ZM188 167H187V169H188ZM52 168H53V165H52ZM65 168V167H64ZM67 168V167H66ZM65 168V169H66ZM118 168V167H117ZM175 168H172L171 169V166H170V172H172L171 170H173V172L172 173H174V171H175ZM177 168V170H179ZM68 169V168H67ZM66 169V171L69 173V176L70 175H73V176H70V179L69 180H71L73 177H74V174H77V173H74V170H76V168L74 169V168H70L69 170H67ZM186 169V168H185ZM238 169V167H236V163H235V161H234V159H233V157L231 156V154L230 153H228V152H222V153H220V154H218V155H215V157L213 158V160H212V164H211V166H209L208 168H204V169H200L201 171L199 172V174L196 176L198 179H199V181H200V183H201V186H202V188H203V192L201 193L202 195L200 196V197H196L195 196V193H194V191H195V188L193 189V187L192 186H190V188H189V186H188V189L186 190V191H184V192H182V190L180 191V189H177L178 187H177V185H179V186H181L180 185V183L178 184L176 181H178L175 177H177L176 176V174H174V175H172V174H170L169 176H171V178L173 177V179H172V181L170 180V177L168 176V178H169V182H171L170 183V185H172L173 187H175V185H176V190H172V191H174V192H176L177 194H178V196L179 197H181L182 195H183V197L184 196H186V198H187V200H189L188 201V203H189V205L192 207V209L191 210H189L188 211V214L189 215H191V219L194 221V229H195V231H196V234H197V238H198V240H199V242L200 243H203V244H207V245H209L210 243H212V238H211V234H212V232L211 231H215L216 233H217V235H216V237L218 236H224V238L223 239H225V237L229 240V243H230V245H231V247L237 252V253H241L240 252V250H242L243 252H244V256H243V263L244 264H264V221H261L259 224H258V228H260V230H261V232H262V235H261V237L259 236V235H256V236H258L257 237V239H254V241L252 240V242H253V244H254V242H257L255 245H254V247H252L251 245V243H249L251 240L250 239H253V238H250L249 239V236H246V235H249V233L250 234H252L253 233V231H252V233H251V230H250V232L248 233V234H246L247 233V230L250 228V226L251 225H253L252 223H253V221L255 220L256 221V219H257V217H258V215H259V213L260 212H262L263 214H264V201L262 200V199H260V198H258L257 196H258V194H259V192H260V187H259V192H258V194H256V192H255V195H256V197L254 198V195H252V197L253 198H251L250 200L251 201H249V203L248 202H246V200H248V199H246V198H248V197H246L245 198V193H244V191H242L241 190V188H239L240 187V185L238 186V183H237V175H238V171L239 170H237ZM52 170V169H51ZM59 170V169H58ZM80 170V169H79ZM81 170L78 172V169H77V172L79 173V175H81V174H83V173H81ZM113 170V169H112ZM111 170V171H112ZM182 170V169H181ZM188 170H190V168L188 169ZM191 170H192V168H191ZM52 171H54V169L52 170ZM52 171H50V172H52ZM56 171V170H55ZM54 171V172H55ZM61 171V170H60ZM82 171V172H83ZM93 171H91L90 170V172H93ZM57 172V171H56ZM90 172H88V173H86V174H83V175H88ZM103 172V171H102ZM169 172V173H170ZM180 172V170L177 172V174ZM190 172V171H189ZM194 173L195 172H197V171H193ZM252 172V171H251ZM255 171H253L252 172V174L254 173ZM49 173V172H48ZM62 173H63V175H65L64 173L65 172H61V175H62ZM67 173V174H68ZM107 173H109V172H106L105 174H107ZM110 173H112L113 174V176H114V173L113 172H110ZM183 173V175L186 177L187 176V174H188V172H185L186 174H184V172H182ZM181 173V174H182ZM6 174V173H5ZM112 174H107L106 176H105V180L103 179V181L102 180H100V183H101V181L102 182H106V181H108V182H106V183H109L111 180H110V178L112 177ZM129 174V178L131 179V178H133V176H132V173H128ZM127 174V175H128ZM192 173L190 172V174H189V176H191L192 177V175H191ZM58 175H60V174H57V175H55V177L57 176V178L59 177H61V175L60 176H58ZM79 175H75V176H77V178H78V176ZM130 175H131V177H130ZM183 175H180V176H183ZM46 176H48V175H46ZM44 177V179H48V177L50 178V176H48V177ZM65 176H67V175H65ZM126 176V175H125ZM183 176V177H184ZM239 176V175H238ZM55 177H53V179L55 178ZM72 177V178H71ZM195 177V176H194ZM194 177H192V179L194 178ZM195 177V178H196ZM1 178V177H0ZM26 178V177H25ZM57 178H56V181L57 182H59L58 180H59V178H58V180H57ZM65 178H67V177H65ZM69 178V177H68ZM67 178V179H68ZM77 178H75L76 180H77ZM103 178V177H102ZM178 179H179V177H177ZM181 178V177H180ZM194 178V179H195ZM239 178V177H238ZM44 179H40V184H41V187H43L44 188V186L43 185H46L47 187H48V185L47 184H45V183H47L48 181H47V179H46V181L44 180ZM60 179H64V177L63 178H60ZM166 179H167V177H166ZM191 179V180H192ZM25 180V179H24ZM67 181V180H65V181H63L62 180V182H65L66 183V186H68L67 188L68 189H70V185H71V183L68 185L67 184V182H70V181ZM110 180V181H109ZM180 180H182V178L180 179ZM180 180H179V182H180ZM183 180H185V179H183ZM187 180V182L189 181L188 179H186ZM1 181V180H0ZM4 181V180H3ZM55 181V183L57 184V182ZM74 180L72 179L71 180V182L74 184V182H73ZM128 182H129V179L127 180ZM132 181L134 182V180L132 179L131 181H130V183H128V185H132ZM166 181H168V179L166 180ZM62 182H61V184H60V186H59V184L58 185H55L56 186V188L54 187V189L52 188L53 186H51V185H53V184H51L50 186L51 187H49L48 189L49 190H47L46 188V186H45V188H44V192H45V189L48 191H46L47 192V194H45V196H46V200L45 201H49L50 200V198L52 197L53 198V202H51V201H49V202H51V204L52 205H50V206H54L53 204L55 203L57 206H58V208H60V214H62V215H60V216H62L61 217V220H60V222L62 223V227H61V225L59 224L58 225V217L56 216V218H55V216L53 217V218H55V220L57 219V221H56V223H55V221L53 222V219H52V216L49 218L53 223H55L54 224V226H53V224L51 223V228L53 229L52 231L54 232L55 230V233L57 234H54L51 230H49V229H51V228H49V227H46V230H49V231H51L50 233H53L52 235H55V236H58V238L60 237L59 236V234H61L60 232H62L63 230V232H65V231H67V232H69L70 230H75V232L77 233V232H80L81 234H79V233H77V235H81V239L83 240V238H85V239H87V238H89V235L90 234H88V233H90V232H87L86 231V228H87V225H88V227L90 226V225H92L93 223H94V221H96V216H94V214H92L91 216H90V213H89V211L87 212V211H85V212H87L85 215H82V216H84L83 218L81 217V218H77V215H79L78 213H77V211L80 213L81 212V210L79 209L78 210V207L79 206H81V207H79V208H82V207H84V201H85V199H87L88 200V198L87 197H89V195H90V198H91V195L93 194L92 192H94L95 190H93L92 189V191H90L91 193L89 194V192L85 189V191L83 190L84 189V185L82 186V187H79L80 186V183H78V181H75L76 183H78L76 186L75 185H72V186H75V190H74V187H73V190H72V194H74V199H76L75 201H77L78 202V204H80L78 207H77V211L75 212L74 211V209H73V207H72V205H74V206H76L77 204L73 201V200H71L72 201V204H70L71 202H70V200L67 198L69 195H71V193L67 190V189H65V190H67L68 191V193H70L69 195H68V193H67V196L64 194L65 192H62V191H64V189H62L61 190V186H63V184H62ZM169 182H168V184H169ZM175 182H176V184H175ZM1 183H2V181H1ZM50 183V182H49ZM48 183V184H49ZM64 183V184H65ZM75 183V184H76ZM105 183V184H106ZM189 183H190V181H189ZM189 183H187V184H189ZM199 183V184H200ZM5 184V183H4ZM3 184V185H4ZM104 184V186H106ZM135 184H136V182H135ZM191 184V183H190ZM101 185H102V187H103V189L104 188H106V187H104L103 186V184L101 183ZM128 185H127V188H129L128 187ZM191 185H193V184H191ZM58 186H59V188H58ZM66 186H64L65 188H66ZM2 187H4V186H2ZM27 187H28V185H27ZM27 187H24V188H26V189H28V188H30L33 192L31 193V194H33L34 193V190L32 189L33 187H31V185H29V187L27 188ZM63 187V188H64ZM95 187H97V186H95ZM122 187V186H121ZM132 186H130V188H129V190H131V195L135 192H132L133 190H132V188H131ZM134 188H135V186H133ZM182 188H183V186H181ZM185 188H186V186H184ZM194 187H195V185H194ZM42 188V189H43ZM98 188H101V187H98ZM97 188V190H99V191H101V190H103V189H98ZM170 188H171V186H170ZM185 188H183V190H185ZM2 189H6L7 190V188H2ZM19 189V188H18ZM171 189H173V188H171ZM198 189V188H197ZM258 189V188H257ZM22 190V189H21ZM123 190V189H122ZM121 190V191H122ZM4 191V190H3ZM25 191V190H24ZM27 191H29V189L27 190ZM36 191V190H35ZM50 191V192H49ZM98 191V192H99ZM177 191H180V192H177ZM202 191V190H201ZM258 191V190H257ZM30 192V191H29ZM85 192V193H84ZM182 192V193H181ZM8 193V192H7ZM48 193H49V195H51V196H49L48 195ZM87 193H88V195H87ZM95 193V192H94ZM96 193H97V191H96ZM96 193H95V195H96ZM100 193H103V192H100ZM114 193V192H113ZM137 193V192H136ZM261 193V192H260ZM5 194V193H4ZM34 194H37L36 192L34 193ZM139 194V193H138ZM182 194V195H181ZM199 194H200V192H199ZM6 195H8V194H6ZM14 195H15V193H14ZM17 195V194H16ZM16 195H15V197H16ZM23 195V194H22ZM21 195V196H22ZM85 195L87 196L86 198H85ZM128 195V194H127ZM198 195V194H197ZM262 195V194H261ZM260 195V196H261ZM1 196H2V190H1V186H0V222H2L1 221V218H2V220L3 219H6V220H13V221H10V224L12 225L13 224V226H14V228L16 227L17 228V224L15 225L14 223H16L15 222V220H14V216H16L17 214H15V212H12V214L14 213V216L12 215L11 217H13V219H11V217L7 214V212L3 209V205H2V207H1V203H3V202H1ZM37 196H38V194H37ZM93 196V195H92ZM123 196H125V192H124V195ZM135 196H138L137 194H135ZM140 196V195H139ZM138 196V197H139ZM7 197V196H6ZM49 197V198H48ZM126 197V196H125ZM124 197V198H125ZM8 198V197H7ZM23 198V197H22ZM34 197H32V198H30L28 195H26L25 197H24V206H23V208L25 209V210H30V211H32V213L35 211V215H36V211L38 210V208H39V206H42V205H38V207H37V205H36V203L37 202H39V200L41 201V199L39 198V199H36V198H34V200H32ZM51 198V199H52ZM69 198H70V196H69ZM83 198H85V199H83ZM90 198H89V200H90ZM104 198H105V196H104ZM127 198L129 199V196H127ZM126 198V199H127ZM136 198V197H135ZM139 198H141V197H139ZM185 198V197H184ZM259 200H258V199ZM261 198H264V196L262 197L261 196ZM17 199V198H16ZM94 199V198H93ZM99 199V198H98ZM97 199V200H98ZM181 199H182V197H181ZM9 200H11V199H9ZM18 200V199H17ZM84 200V201H83ZM101 200V198L99 199V201ZM136 200V199H135ZM151 200V199H150ZM258 200V201H257ZM260 200H262V201H260ZM36 202L35 204H34V202ZM47 201V202H48ZM129 201V200H128ZM127 200L125 201V203H127L128 202ZM132 202H133V204H134V206L136 205V202L134 203V201L133 200H131ZM137 201H138V199H137ZM165 201V200H164ZM173 201V200H172ZM181 201V200H180ZM179 201V202H180ZM182 201H185L184 199L182 200ZM260 201V202H259ZM97 202V201H96ZM102 202V201H101ZM130 202V201H129ZM132 202H130V203H132ZM151 202H153L152 200H151ZM73 203H75V204H73ZM89 203V202H88ZM98 203V202H97ZM100 203V202H99ZM124 203V204H125ZM129 203V205L128 206H132L133 204H130ZM149 203H150V201H149ZM170 203H172V202H170ZM248 203V204H247ZM13 205H15L16 203H12ZM45 205H46V203H44ZM121 204V203H120ZM123 204V203H122ZM137 204H139L138 202H137ZM151 204H153V203H151ZM155 204V203H154ZM183 204H184V202H183ZM20 205V204H19ZM19 205H18V208H17V206L15 207V208H17V212L20 210V207H19ZM36 205V206H35ZM44 205V206H45ZM55 205V206H56ZM140 205V204H139ZM182 205V204H181ZM188 205V206H189ZM21 206V205H20ZM49 206V205H48ZM48 206L46 207H44L45 209H47L48 208ZM55 206H54V208H55ZM87 207H89V205H86ZM86 206H85V209H86ZM122 206V205H121ZM128 206H127V204H126V207L128 208ZM137 207H138V205H136ZM151 206V205H150ZM184 205H182L181 207H183ZM185 206H187L186 204H185ZM184 206V207H185ZM34 207H36L35 209L36 210H34ZM43 207V206H42ZM41 207V208H42ZM52 207H49V208H52ZM125 207V206H124ZM123 207V208H124ZM137 207H135V208H137ZM178 207H180V204L178 205ZM183 207V208H184ZM13 208H14V206H13ZM31 208H32V210H31ZM49 208H48V210H49ZM75 208V207H74ZM130 208V207H129ZM139 208V207H138ZM189 208V207H188ZM19 209V210H18ZM44 209V210H45ZM55 209H57V207L55 208ZM55 209H53L54 210V212L53 213H55V211H56V213L57 214H59L57 211L59 210H55ZM84 209V208H83ZM87 209H90V208H87ZM86 209V210H87ZM126 209V208H125ZM125 209H123V210H125ZM131 209H133V206H132V208ZM131 209H128V211H131ZM3 210V211H2ZM24 210V211H25ZM42 210H43V208H42ZM47 210V211H48ZM52 210V211H53ZM104 210V209H103ZM137 211V212H139V214L141 213V211H139V210H137V209H134L133 211H131V213H130V215H132V219L133 220H131L132 222L134 221V217L136 216H134L133 215V212L134 211ZM11 211V210H10ZM26 211V212H27ZM29 211V212H30ZM39 212L41 211L40 210V208H39V210H38ZM51 211V212H52ZM135 211V212H136ZM175 211V210H174ZM4 212H6V214H7V216H9V218L10 219H8V217H6V215H4L5 213ZM26 212H22L23 214H25ZM29 212H27V213H29ZM41 212H43V211H41ZM50 212V211H49ZM135 212H134V214H135ZM136 212V213H137ZM180 212V211H179ZM178 212V213H179ZM182 212V211H181ZM187 212V211H186ZM8 213H11V212H8ZM26 213V214H27ZM55 213V214H56ZM77 215H76V214ZM102 213H103V211H102ZM106 215H105V214ZM104 213L102 214L103 215V217L105 218V219H108L109 217L107 216V213H106V211H104ZM148 214H149V212H147ZM176 213H177V211H176ZM176 213H174L175 215H176ZM20 214V213H19ZM24 215L25 216V218L27 217V218H29L30 219V222H33L34 220L32 219V217H34L31 213H29V214H31V215H29V216H27V215ZM138 214V213H137ZM139 214L137 215V217H135V222L138 224L137 226H139V227H137L138 228V230H139V228L141 229V227H140V224L141 223H143L142 221H141V223L139 224V219L141 220H148L149 219V217L148 216H150V215H147V214H144L145 215V217H144V215H142V213L140 214V216H143L144 217V219H143V217L142 218H140L139 217ZM173 213H172V215H174ZM187 213H186V216L188 215ZM262 214V215H263ZM96 215V214H95ZM101 215V216H102ZM105 215V216H104ZM31 216V217H30ZM38 216V215H37ZM36 216V219L38 218ZM94 216V217H93ZM100 216V217H101ZM147 216V217H146ZM18 217V216H17ZM16 217V218H17ZM42 217V216H41ZM46 217V216H45ZM99 217V216H98ZM108 217V218H107ZM173 217V216H172ZM172 217H171V220H172ZM177 217V216H176ZM179 217V216H178ZM35 218V217H34ZM60 218V217H59ZM93 218V219H92ZM95 218V219H94ZM103 218V219H104ZM137 218H138V220H137ZM145 218H147V219H145ZM186 218V217H185ZM263 218V217H262ZM22 219H23V217H22ZM31 219H32V221H31ZM35 219V220H36ZM46 219H48V218H46ZM104 219V220H105ZM110 219V218H109ZM177 218H175L174 219V221L176 220ZM190 219V220H191ZM264 219V218H263ZM6 220H5V222H6ZM40 220V219H39ZM42 220V219H41ZM43 220H45V219H43ZM50 220H48L49 222H50ZM170 220V221H171ZM189 220V219H188ZM187 220V221H188ZM4 221V220H3ZM9 221H7L8 223H9ZM27 221H29L28 219H27ZM47 220H46V222H48ZM99 221V220H98ZM106 221V222H105ZM104 222V224H105V227L107 226V223L109 224V223H111V225H109V226H114L113 225V221H111L110 222V220L108 221V220H105ZM144 221V222H145ZM187 221H185V222H187ZM254 221V222H255ZM6 222V223H7ZM36 222V221H35ZM39 222V221H38ZM59 222V223H60ZM102 222V221H101ZM135 222H133V223H135ZM4 222H2V224L1 225H3V226H5V224L6 223H4ZM7 223V224H8ZM41 223H43V221H41ZM45 223V222H44ZM135 223V224H136ZM178 223H179V221H178ZM19 224V223H18ZM24 224H26L25 222H24ZM27 224H28V222H27ZM32 224V223H31ZM33 224H34V222H33ZM57 224V225H56ZM98 224V223H97ZM239 224H240V226H239ZM255 224V223H254ZM9 226V224L8 225H6L8 228H10V227H12V226ZM50 225V224H49ZM128 225H130V224H128ZM134 225V224H133ZM142 225H144V224H142ZM5 226V227H6ZM29 226V225H28ZM27 226V227H28ZM45 226V225H44ZM47 226V225H46ZM53 226V227H52ZM56 226H60L61 227V229H60V227L58 228V230L60 231H58L57 230V228H55ZM85 226H86V228H85ZM109 226H107V227H109ZM116 226V225H115ZM255 226V225H254ZM6 227V228H7ZM129 227H131V226H129ZM136 228V225H134L133 227H131V228H133V230L134 231H132V229L131 230H128V231H130L131 233H134L135 232V228ZM8 228H7V230H8ZM13 227H12V230L14 229ZM15 228V229H16ZM54 228H55V230H54ZM110 228V227H109ZM114 228L115 227H113V230H114ZM117 228V227H116ZM146 228V227H145ZM172 228V227H171ZM252 228V227H251ZM11 229V228H10ZM42 229H43V226H42ZM111 229V231L108 229V231H109V234H110V236H109V239H108V241H107V243H105L104 245H102V243H101V245L99 246H97V243L96 244H94V245H96L97 247H95V246H93V244L91 245L92 246V249L91 250H89V248L87 247V245L88 244H86L85 245V243H84V240H83V242H80V241H82V240H79L78 238H80V236L77 238V242L79 243H76V244H78V246H76L75 245V247H77V249L75 248V249H73L72 251H74V252H72L71 253V251H70V259L69 260H71L73 263L72 264H127L126 262V260H127V256H125V255H128V254H125L124 252L125 251H123V248L124 247H121L122 245H120V242L118 241V236L121 234L122 235V233L120 232V231H115V230H120V229H115L114 231L112 230V228H110ZM174 228H172L171 229V231L173 230ZM178 229V228H177ZM12 230H10V231H12ZM33 230V229H32ZM87 230H88V228H87ZM148 230V229H147ZM147 230H145L143 227H142V230H139V232L138 233H140V232H143V231H147ZM253 230V229H252ZM10 231L7 233L8 234V236L11 238V237H13L14 236V239L13 240H16L17 241V239H15V236L17 235L18 237L17 238H20L21 240H22V238L21 237H19V235L18 234H16L15 235V232H17V229H16V231L14 232V234H13V232L12 233H10ZM35 231V230H34ZM176 231V230H175ZM175 231H173V232H171V233H174ZM39 232H41V231H39ZM59 232V233H58ZM72 234H71V233ZM69 232V234H65L64 233V235L63 236H67L68 235V237H70L71 235H75V234H73V232L72 231H70ZM144 232V233H145ZM149 232V231H148ZM147 232V235H149V233ZM210 232H211V234H210ZM259 232V231H258ZM10 233V234H9ZM36 233H38V231H36ZM36 233H34V234H36ZM86 233H87V235H86ZM130 233V234H131ZM144 233H143V235H144ZM176 233V232H175ZM11 234H13V235H11ZM20 234V233H19ZM135 234H136V232H135ZM134 234V235H135ZM151 234V233H150ZM170 234V233H169ZM179 234V233H178ZM177 234V235H178ZM215 234V233H214ZM219 234V235H218ZM37 235V234H36ZM35 235V238H37L36 240H37V242H38V244L39 245H43V243H45V242H43V240L44 241H47L48 240V242H50L51 241V243H52V240H54V242L52 243V245H53V247L55 246L54 244L56 243L57 244V241L55 240L56 238L54 237V238H52L51 237V235H50V239H48V237H47V240H46V238L44 239H42V237L44 236L45 237V235H43V236H40L41 234H38V236H36ZM61 235V236H62ZM105 235V234H104ZM146 235V234H145ZM176 235V236H177ZM213 235V234H212ZM85 236H87V238L85 237ZM123 236V235H122ZM136 236V235H135ZM137 236H139V234L137 235ZM140 236H141V234H140ZM152 236V235H151ZM150 236V237H151ZM213 236H215V235H213ZM212 236V237H213ZM26 237V236H25ZM105 237V236H104ZM144 236H141V238H143ZM147 237V236H146ZM146 237H144V238H146ZM158 237V236H157ZM221 237H219V238H221ZM121 238V237H120ZM123 238L124 237H122V239L121 240H123ZM143 238V242H145L144 239ZM171 238V237H170ZM173 238V237H172ZM175 238V237H174ZM222 238H221V240H222ZM20 239H18L19 240V242H20V244H22V242L20 241ZM137 239V238H136ZM247 239H249L250 241H248L247 242ZM29 240V239H28ZM50 240V241H49ZM79 240V241H78ZM88 240V239H87ZM106 240V239H105ZM104 240V241H105ZM217 240H219L218 238H217ZM15 241V242H16ZM24 241V240H23ZM56 241V242H55ZM162 241H163V239H162ZM225 241V240H224ZM227 241V240H226ZM32 242V241H31ZM48 242H46V244H48ZM90 241H88L87 243H89ZM95 242V241H94ZM94 242H91V243H94ZM99 242H101V241H99ZM155 242H156V240H155ZM154 242V243H155ZM51 243H49V246H50V244ZM90 243V244H91ZM121 243L123 244V241H121ZM160 243H161V241H160ZM251 244V245H249V244ZM26 244H28L27 246L29 247V249L27 250V251H25L26 253L27 252H29V250H30V248L31 247H34V246H31L30 247V243H28V241L26 242V240H25V246H24V242H23V245H21V246H24V247H26L25 249H27L28 247L26 246ZM32 244V243H31ZM37 244V243H36ZM35 244V245H36ZM99 244V243H98ZM124 245V244H123ZM142 245V244H141ZM152 245H154L153 243H152ZM157 244H155V246H156ZM147 246H148V244H147ZM146 246V247H147ZM151 246V245H150ZM159 246V245H158ZM35 247H38L39 249H37V250H35V251H33V248H32V251L30 250V252H29V255H28V253H27V255L30 257H28V256H26V253L24 252V248H22V251H21V253H22V255H25L28 259H30V261L31 262H29V260L27 261V262H29L30 264L32 263V264H44V262L45 261H48L49 260V264H62L61 262L63 261V259H65V258H62V260H58V258L59 257H57L56 255L57 254H60L58 251V249L55 247V249L56 250H54V253L52 252V250L51 249H48L47 247V249L50 251V253H51V255L49 256V254H47L46 252L44 253V249H43V247H41L40 248V246H35ZM45 247V246H44ZM72 247H74V246H72ZM93 247H95V248H93ZM126 247V246H125ZM145 247V248H146ZM164 247H165V245L162 247L163 249H164ZM45 248V249H46ZM50 248H52V247H50ZM143 248V247H142ZM145 248H143V252H144V250H145ZM162 248H160L159 247V249H162ZM43 249V250H42ZM53 249V248H52ZM157 249V248H156ZM41 250H42V252L44 253V254H47L49 257H48V259L47 260H45V259H41L42 261L43 260H45L43 263L41 262V260H40V252H41ZM58 250V251H57ZM124 250H127V249H125L124 248ZM146 250H148V249H146ZM56 251V252H55ZM41 252V255H42V257L44 258V256H43V253ZM48 252V251H47ZM253 252H256V253H258L257 254V257L256 256H254L253 255ZM55 253H57L56 255H55ZM147 253V252H146ZM146 253H145V256H146ZM164 253H166V252H164ZM62 254V253H61ZM255 254V253H254ZM21 255V256H22ZM25 256H23V257H25ZM60 256V255H59ZM130 256V255H129ZM22 257V258H23ZM25 257V258H26ZM143 257V256H142ZM68 258V257H67ZM125 258H126V260H125ZM24 259V258H23ZM148 259H149V257H148ZM194 259V258H193ZM68 260V259H67ZM66 259H65V261H64V263L66 262L67 264L69 263V260L67 261ZM61 261V262H60ZM94 261H97L98 263H96V262H94ZM126 261V262H125ZM197 261H199L198 259L196 260V262ZM150 262V261H149ZM148 262V263H149ZM154 262V261H153ZM162 262H163V260H162ZM193 262V261H192ZM28 263V264H29ZM46 263V262H45ZM47 263V264H48ZM71 263V262H70ZM198 263V262H197ZM157 264V263H156ZM159 264H162V263H159ZM164 264V263H163ZM166 264V263H165ZM194 264V263H193ZM199 264H200V262H199Z\"/></svg>", "mask_w": 264, "mask_h": 264}]
</instances>
